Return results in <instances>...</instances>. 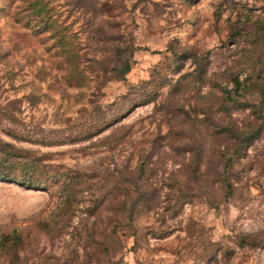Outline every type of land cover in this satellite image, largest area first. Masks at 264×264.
I'll return each instance as SVG.
<instances>
[{
    "label": "rangeland",
    "instance_id": "rangeland-1",
    "mask_svg": "<svg viewBox=\"0 0 264 264\" xmlns=\"http://www.w3.org/2000/svg\"><path fill=\"white\" fill-rule=\"evenodd\" d=\"M21 160L0 264H264V0H0Z\"/></svg>",
    "mask_w": 264,
    "mask_h": 264
},
{
    "label": "trees",
    "instance_id": "trees-1",
    "mask_svg": "<svg viewBox=\"0 0 264 264\" xmlns=\"http://www.w3.org/2000/svg\"><path fill=\"white\" fill-rule=\"evenodd\" d=\"M131 70V67L127 64V66L122 70L123 76H125L129 71ZM237 85L239 87L240 82L239 79H237ZM19 161V160H18ZM4 164H6L10 168H14L18 165L15 164L14 160L5 159L3 161ZM21 163H23L26 172L20 176V178L16 177L13 172L10 170H0V181H11V182H19L23 186H29V187H37L39 184V177L36 176L35 172L38 170L36 169V166L33 163L28 162V160H21Z\"/></svg>",
    "mask_w": 264,
    "mask_h": 264
}]
</instances>
